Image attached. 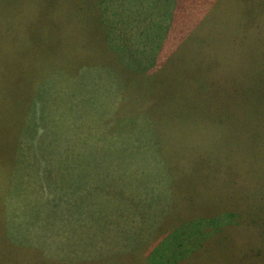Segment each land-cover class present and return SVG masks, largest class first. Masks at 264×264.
<instances>
[{"label": "rangeland", "instance_id": "1", "mask_svg": "<svg viewBox=\"0 0 264 264\" xmlns=\"http://www.w3.org/2000/svg\"><path fill=\"white\" fill-rule=\"evenodd\" d=\"M98 1L0 0V264H264V0H163L176 25L132 74L90 56Z\"/></svg>", "mask_w": 264, "mask_h": 264}, {"label": "trees", "instance_id": "2", "mask_svg": "<svg viewBox=\"0 0 264 264\" xmlns=\"http://www.w3.org/2000/svg\"><path fill=\"white\" fill-rule=\"evenodd\" d=\"M122 3L128 6L129 8V14H128V33H129V42L130 46L127 47H117L115 39L112 35V23L110 19L108 18V2L106 0H100L97 2V10H98V17L100 22L98 23L99 28H101V37H97L98 40H100L101 46H98L99 48H95L92 52H90V56L93 55L94 57L96 55L102 57H108L110 62H113L115 67L113 70H116V73H118V67H122L123 69L126 68L130 71L132 74L134 70H138L136 66H139L140 68L147 65V66H155L160 61L157 59L158 55V44L161 37H163L165 34L164 31H170L172 30L170 27H175L176 25V12L175 15L173 11L169 9L167 6H159L160 3L163 0H120ZM121 15V14H120ZM165 19V21L163 19ZM161 19L163 20V23L161 22ZM157 20V21H156ZM172 24V25H170ZM189 36V31H186L183 33L182 37L179 39L181 45L184 40ZM190 36H192L190 34ZM166 37V36H164ZM157 46H156V45ZM91 48V47H89ZM89 51V50H88ZM100 52V55L99 53ZM97 56V57H98ZM183 54L178 53V62L182 61ZM176 60V61H177ZM102 70H104L103 65H100ZM96 69V68H94ZM83 70V69H82ZM93 69L89 67L88 69H84L83 76L80 77V83L83 87V90L88 93V96H109L110 94L105 91H97L94 86V78L91 77V74L89 71H92ZM141 71V70H140ZM172 71V70H171ZM174 74V78L179 76H182V72L180 70L172 71ZM130 74V79L132 78ZM152 76L151 73H141L140 76ZM93 76V75H92ZM159 78V77H157ZM185 78V76L181 77V79ZM109 81V80H105ZM161 80H159L158 86L160 88L161 86ZM163 85V83H162ZM158 86L156 87V94L161 98L163 95H167L170 92H172L173 86H169V88H165L164 90L160 91L158 89ZM174 93H170V96H173ZM154 98H157L156 96ZM156 104L157 100H156ZM160 105V104H158ZM30 108V107H29ZM149 109H154L153 107H150ZM162 110V109H161ZM160 110V112H161ZM29 121V120H28ZM21 146L17 151H15V154H18L21 150ZM124 156H133L137 157L133 154H126ZM15 162L13 163V166L11 167L14 170V173H19V165H20V155H14ZM133 160H139V159H133ZM57 164V162H56ZM8 178L11 179L9 176ZM11 181V180H10ZM172 211H174L173 208H170L168 204H163V208L161 213L158 215L160 220H164L167 223L170 222V218L172 216L169 215ZM172 218V217H171ZM78 232L76 233V235ZM135 238L133 237H129ZM136 239H139L141 242L142 237H138ZM168 239L171 240V237H168ZM150 241V237L146 238V243ZM115 252V251H113Z\"/></svg>", "mask_w": 264, "mask_h": 264}]
</instances>
